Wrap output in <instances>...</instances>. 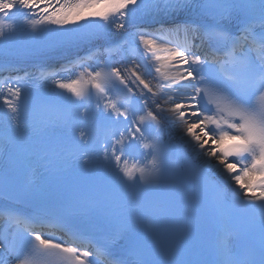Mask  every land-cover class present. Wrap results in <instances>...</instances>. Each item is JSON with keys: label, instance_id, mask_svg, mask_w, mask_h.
<instances>
[{"label": "snow or ice", "instance_id": "1", "mask_svg": "<svg viewBox=\"0 0 264 264\" xmlns=\"http://www.w3.org/2000/svg\"><path fill=\"white\" fill-rule=\"evenodd\" d=\"M0 264H264V0H0Z\"/></svg>", "mask_w": 264, "mask_h": 264}]
</instances>
